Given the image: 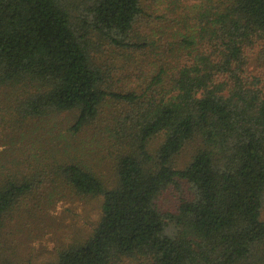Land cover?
I'll return each instance as SVG.
<instances>
[{"label": "trees", "instance_id": "1", "mask_svg": "<svg viewBox=\"0 0 264 264\" xmlns=\"http://www.w3.org/2000/svg\"><path fill=\"white\" fill-rule=\"evenodd\" d=\"M187 9L0 0V264H264V0ZM63 199L97 217L32 252Z\"/></svg>", "mask_w": 264, "mask_h": 264}, {"label": "rangeland", "instance_id": "2", "mask_svg": "<svg viewBox=\"0 0 264 264\" xmlns=\"http://www.w3.org/2000/svg\"><path fill=\"white\" fill-rule=\"evenodd\" d=\"M193 1L197 0H176V2H173V0H166L164 3L158 4L153 3L154 0H143L144 4L148 6L149 10L157 13H162L166 16L183 14V12L188 10L187 7L190 6L191 2ZM174 3L178 4L176 5V9L174 8V6H172ZM151 4L157 7L158 10H154L153 7H149V5ZM152 19L157 20V18L154 17ZM4 96V93L0 95V101H4ZM64 115L66 114L63 113L58 118H60L61 120L65 118ZM62 126L63 125H61L60 123L55 124L54 122L53 131L57 134L58 132H60V130H62ZM10 131H13L11 115L0 110V152H4V150L11 145V138H9V136H11L12 133H10ZM26 131L27 128L22 127L20 129V133ZM18 137L19 136L17 135L16 138ZM25 140L27 143V139ZM43 140H46L48 142L47 135L45 137H42V140L40 139V142H43ZM31 142L35 143L34 140H31L28 141V144L30 145ZM36 143L38 142L36 141ZM17 144L20 145L21 141L17 140ZM193 148L194 145L190 144L179 155L177 159L178 166H183L190 159ZM32 151L34 152V149H32ZM172 201V197L167 195L165 198L161 199L160 203L162 206H168L172 203ZM95 204H91V202L90 204H86L83 201L69 199L58 201L54 208L48 210V220L45 219L44 223L42 224L43 231L39 229L43 234L41 236L39 235L30 239L29 249L32 252H42L50 250L53 251L59 244L63 242V240H68V238H70L68 236H71V234L77 231V229L90 228V223L97 217V205ZM24 252L28 251L24 249ZM23 255H26V253H23ZM44 257H46V255Z\"/></svg>", "mask_w": 264, "mask_h": 264}]
</instances>
